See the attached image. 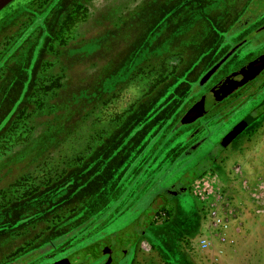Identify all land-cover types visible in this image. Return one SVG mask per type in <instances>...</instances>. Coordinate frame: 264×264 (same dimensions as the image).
<instances>
[{
  "label": "rangeland",
  "instance_id": "374dc122",
  "mask_svg": "<svg viewBox=\"0 0 264 264\" xmlns=\"http://www.w3.org/2000/svg\"><path fill=\"white\" fill-rule=\"evenodd\" d=\"M152 1L62 0V8L70 13L62 25L58 22L63 9L56 11L55 8L58 13L55 18V12L47 10L50 6H42L40 2L28 5V0H14L0 12V191L18 180L21 183L13 189L19 193L36 181L44 183L54 167L63 160L68 162L94 138L103 140L104 147L117 145L125 149L124 129L114 127L138 100L148 98L152 104L165 107H170L174 101L177 102L174 105L181 103L179 107L185 109L179 113L180 124L197 116V109H189L192 105L187 102L204 90L194 81L198 73L181 71L170 77L169 71L179 58L167 60L166 54L150 56L146 50L148 33L135 41L136 24H151L156 20L150 10ZM179 1L171 0V7ZM19 5L26 7L21 9V14L7 17ZM199 6L200 2L184 5L171 19L187 18L188 13L191 17ZM226 8L235 12L236 17L243 12L240 9L238 13L231 1ZM43 20L47 21L46 25L41 24ZM192 20V24H197L196 18ZM262 25L264 11L241 33L242 37H250L251 42L221 66L207 87L222 73L258 53L264 33L257 30ZM211 58L203 57L204 63ZM162 60L165 61L159 68ZM253 88L254 94L243 99V111L264 99V75ZM232 109L224 106L210 112L200 118V123L204 124L200 133L184 126L185 132L179 136L183 139L190 132L206 138L190 157L193 161L205 157L200 169L203 164L210 165L190 184L189 190L169 199L176 205L174 223L180 230L187 229L200 216L201 234L188 245L196 264L198 257L200 264H264V112L246 132L237 135L231 148L220 153L213 144L241 112L237 110L233 115ZM41 135L43 137L38 139ZM208 151L212 152L207 158ZM116 154L122 156L119 152ZM216 154L219 156L211 165L210 157ZM115 161L117 163L110 159L109 164L120 165L123 159L115 157ZM104 163L103 160L99 163L97 178L84 184L85 189L93 188L96 192L81 191L72 197L66 194L58 198L56 202H61V207L45 211L43 220L31 224L35 227L30 232V247L26 254L19 253L9 264H51L85 247L91 240L122 230L141 216L157 192L175 181L116 180L118 172L111 176L104 174ZM62 179L45 183L47 186L41 188L42 198L50 200L58 196V190L69 182ZM199 180L206 182L204 200L195 194ZM211 212L226 220L223 239L215 235ZM169 214L171 210L165 209L154 224L161 226ZM143 235L145 233L133 242V251L140 257L153 252V240ZM33 236L36 238L31 239ZM201 237L207 238V248L198 247L197 240ZM23 241L21 237L15 245ZM15 249L13 245L2 247L0 256H7V252L12 254ZM128 258H124V262ZM90 259L79 264H98L96 260L89 262ZM111 262L109 257L106 264ZM124 262L122 264H129V261Z\"/></svg>",
  "mask_w": 264,
  "mask_h": 264
},
{
  "label": "trees",
  "instance_id": "16d2710c",
  "mask_svg": "<svg viewBox=\"0 0 264 264\" xmlns=\"http://www.w3.org/2000/svg\"><path fill=\"white\" fill-rule=\"evenodd\" d=\"M230 1L232 5L237 7L238 12L240 9L243 12L246 11V7L249 10L254 9L255 12L260 9L264 11V0H257L256 3V0H246V4L242 6H239L240 0H188V4L200 2V9L194 10L195 12L191 17L188 13L187 21L190 24H173L172 33L179 34L187 30L194 32L196 27L200 25V32L204 34H222L219 42L222 44L221 47L224 46V43H227V39L223 34L229 32L231 25L228 24V21L232 11L226 8ZM217 15L222 16L220 24H191L194 23L193 18H196L195 22H209L217 20ZM214 40L215 37H212L209 41H205V45L201 48L203 57H218L220 55V53H215V51H208V45ZM192 51L195 52L196 48ZM178 72H181V70L169 72L171 73L170 77L176 76ZM37 101L39 100L37 99ZM174 103L177 102L174 101L170 107H165L158 103H154V105L148 98H145L131 105L125 112L124 117L114 127L116 129L122 126L124 129L123 138L125 143L127 142L125 149L121 150L117 145L111 148L104 147L102 145L103 140L94 138L90 143L86 144L87 146L83 150L80 152L76 151L68 162L63 160L58 164V167H54L53 171L45 178L46 181L44 183L36 181L32 185L25 186L27 190L23 193L13 189L21 183L20 180L14 185L2 189L0 191V249L11 245L15 246L16 249L12 254L7 252V256L2 254L0 256V264H9L19 253L27 252L31 244L29 243L30 232L35 227L33 226L34 224H31L43 220L45 211L52 212L55 208L61 207V202H56L58 198L66 194H71L72 197L81 191L87 194L96 192L93 188L85 189L84 184H89L94 181L91 179L97 178L99 174L97 168H99V163L102 160L105 162L103 164L104 174L111 176L118 172L116 180H143L146 183L149 180H175L172 184L166 186L162 192H157L153 196V200L157 195L165 194L166 188L177 189L178 187H186L189 190L190 184L205 173L210 165L205 166L203 164L200 169L202 161L200 163H197L198 160L193 161L192 157H190L192 154L185 152L187 142L185 138H179L185 132L182 129L184 125H180L178 121L179 113L185 108L179 107L181 106L180 102L179 105H174ZM163 108H166V110ZM125 122H128L126 123L127 128H125L126 125L124 126ZM42 135L38 139L43 137ZM116 151L123 158L117 155ZM115 157L123 159V162L120 165L116 164ZM110 159L116 163L109 164ZM212 161L209 160L210 164ZM61 179L69 180V182L58 190V196L55 195L50 200L42 198V186H47L52 180ZM82 180L85 181L80 183L81 185L78 184ZM166 199L168 201L167 197ZM52 203L55 206L49 207V204ZM157 215L159 214L157 213ZM170 217L171 214L159 227L154 226V220L145 230L137 227L135 228L136 233H133V235L130 232L125 236L118 237L114 235L116 232H111L104 234L99 239L91 240L90 245L101 240H106V244L100 248V254L97 257L89 258V262L96 260L98 264H106L109 257H111L112 262L110 264H122L124 258L131 253L134 240L145 233L144 237L148 236V238L151 237V240H153V252L148 256L141 254V257L139 256L134 264H196L191 257L188 245L196 240L201 232L199 231L197 235L180 234L169 224L172 221ZM159 218H161V215L156 217V221H159ZM150 227L152 228L151 230L149 229ZM149 233L151 236H149ZM36 236L31 237V239L36 238ZM21 237L24 238V241L19 245H15L16 240ZM114 240H120V242L115 244L113 243ZM49 244H52V242H49ZM89 244H86L85 247Z\"/></svg>",
  "mask_w": 264,
  "mask_h": 264
},
{
  "label": "flooded vegetation",
  "instance_id": "af4514ba",
  "mask_svg": "<svg viewBox=\"0 0 264 264\" xmlns=\"http://www.w3.org/2000/svg\"><path fill=\"white\" fill-rule=\"evenodd\" d=\"M34 2H37V3L40 2V3H42L41 5L45 6V7L49 5L50 7L47 10H48V12L49 11L55 12V18H57V15H56L57 9H59V8L63 9L62 12H60L61 13L60 18L62 16V19H60L61 21L58 22V24H60V25L65 23L64 19L70 14L69 12H65L67 8H62V4H61L62 0H53V1L52 0H28L27 3L29 5V4L34 3ZM52 2H54L55 5ZM172 2H171V0H153L152 1V3L150 4V6H151L150 10L152 12V16L155 15L156 20H154V21L152 20L151 24H136V27H135L136 28V33H135L136 39H135V41L138 39L140 41L143 37L141 35L148 33L149 37H147V38L149 40V44H148V48L146 50H148L149 53H151L150 56L158 57V54H159V56L166 54L165 58L166 59L168 58L167 60H169L171 58H177V59L179 58L178 63L175 64V66L173 68L171 67L169 72L174 71V70H181V71H186V73H189V72H197L198 73V75H196V77H195L196 79L194 81L198 83L199 88L201 87L204 90L201 94H199L198 97L193 98L191 100V102L190 101L187 102L188 104H191L195 109H197V116H195L193 118V121H191V122H189V121L182 122L181 124H187L184 126H188L189 129L193 128V130H195L197 133H200V127L204 128V124L200 123V118L207 116L208 115L207 112H209L211 110L219 109V108L224 107V106H229V107H231V109L234 106V109L231 110L233 115L236 113L237 110H241V112L239 113V118H236L235 122L232 125H230L229 129L222 134L219 141L213 145V148L215 150L220 149L219 151L221 153L223 151H226V149L231 148L233 143L238 138V136L241 135L242 133L246 132V130H248V128H250L251 125L264 112V99L262 101H260L253 108H250L249 110L243 111L244 109H242L243 105L245 104L243 102V99L246 98V95H249L250 93H254V91L251 92V90H254L253 86H255L257 80L264 75V68L262 69V71L259 73L258 76H256L252 80L246 82L244 85H242L240 88H238L233 93L228 95L226 98L222 99L219 103L214 105L209 111H204V110L200 109L199 107H195V104L197 101H199L200 97L204 93L209 91L213 86L217 85L222 79H224L225 77H227L228 75H230L234 72L239 71L240 69L244 68L246 65H248L249 63L258 59L259 57L264 56V40H263L261 43L259 42L258 53L254 54L253 56H251V58L242 62L236 68H233L229 72L222 73L217 79H215L213 81L211 86L207 87V85L210 83L213 76L219 71L221 66L231 56H233L236 52H238L240 50V48H243L245 45H247L248 43L251 42L250 37H247V38L240 37L237 32L239 30V27L243 26L244 24H250L253 21L251 18L253 16H256V15H253L254 13H251L250 11L246 10L244 12H241V14H240L241 16L236 17V15L234 14L235 12L232 11V15L230 16L229 21H228V24H231L230 30L228 33L223 34V36L226 37V39H227V43H224V46H222L224 48H222L221 47L222 44L219 42V38L221 37L222 34H213V35L212 34H204V33L200 34V25L198 27H196V31H194V32L187 30V31L179 33V34H173L172 33V25L173 24H190V23L187 21L186 17H182L180 20H176V21L171 19V16L173 14H175L184 5L188 4V0H181L177 3H174V5L171 7ZM51 4H53V5L51 6ZM53 6H54V9H51ZM25 8L26 7H24V6L21 7L20 5L17 8H13L7 17H12V16L16 17V16L21 14V11H22L21 9H25ZM55 8H56V11H55ZM158 10L161 14L164 13V15L163 16H160L161 14L157 15ZM122 12H125V8L122 10ZM257 13L258 12H256V14ZM39 14H41V12ZM42 16L44 17V15H42ZM7 17L4 19H7ZM221 18H222V16L220 17L219 15H217V20L209 21L208 23L220 24ZM2 19L3 18H1V20ZM200 23H203V22L197 21V24H200ZM41 24L46 25L47 21L43 20ZM145 25H146V27H145ZM257 32L264 33V29L261 28ZM140 37H141V39H140ZM212 37H215V40H214V42H212L208 45L209 46L208 51L209 52L215 51V53H220V55L215 59H214V57L211 56L212 58L208 59L204 63L203 54H201V48L205 45V41H209ZM240 43H242L241 46H239V48L223 64H221V66L217 69V71L209 78V80L204 85L200 86L199 85L200 79L215 64H217L219 62V60L222 57H224L234 46H236ZM194 48H196L195 52L192 51ZM165 60H162L163 62L159 61V63H160V64H158L159 68L161 67V65H163ZM189 99L190 98H187V100H189ZM226 119L228 120V117ZM244 119H248L247 127L238 136L233 138L230 142H228L227 144L224 143V137L226 136V134L229 133L238 123H240ZM220 121L221 122L224 121V118L223 117L220 118ZM205 139L206 138H204V137L200 138V137L194 136L190 132H187L185 135V140L187 142L185 152L193 154V152L196 150V149L194 150L193 147L196 145H197V147H199L200 143H203L205 141ZM189 142H191V143L188 144ZM210 155H211V153L208 154V156H210ZM208 156H207V158H208ZM217 156L218 155L216 154L215 156L210 157V160L216 159ZM197 163H200V160H198ZM180 188H186V187H178L177 189L179 190ZM177 189L173 188V189H171V191H176Z\"/></svg>",
  "mask_w": 264,
  "mask_h": 264
},
{
  "label": "water",
  "instance_id": "95a60500",
  "mask_svg": "<svg viewBox=\"0 0 264 264\" xmlns=\"http://www.w3.org/2000/svg\"><path fill=\"white\" fill-rule=\"evenodd\" d=\"M14 0H0V12ZM264 29V26L262 27ZM242 43L234 46L224 57H222L217 64H215L201 79L199 85H204L209 78L217 71V69L223 64L238 48ZM264 68V56L259 57L253 62L246 65L244 68L237 72H234L224 79H222L217 85L213 86L209 91L204 93L199 101L196 102L195 107H199L204 111H209L214 105L219 103L222 99L233 93L235 90L240 88L246 82L252 80ZM248 125V119L242 120L238 123L225 137L224 143L230 142L238 134H240ZM201 130V128H200ZM197 147L194 146L195 149ZM179 190H187V188H180ZM169 193L176 194L177 191H170ZM167 199L164 195H157L154 200L150 203L147 209L141 214V216L135 219L133 222L128 224L122 230L116 232L115 236H125L132 232L135 228L140 227L146 229L154 220L157 213L165 207ZM106 244V240H101L90 246L83 247L69 256L53 262L51 264H79L88 258L97 257L100 254V248Z\"/></svg>",
  "mask_w": 264,
  "mask_h": 264
},
{
  "label": "crops",
  "instance_id": "0c3cea01",
  "mask_svg": "<svg viewBox=\"0 0 264 264\" xmlns=\"http://www.w3.org/2000/svg\"><path fill=\"white\" fill-rule=\"evenodd\" d=\"M239 6H242L243 4H246V0H240V2H239ZM246 10L247 11H250L251 13H255V11H254V9H251V10H249L248 9V7H246ZM261 10V9H260ZM263 10H261V11H256V12H258L257 14H256V16H259L260 14H261V12H262ZM255 16V17H256ZM254 16L251 18L252 20H254V18H255ZM248 25H250V24H244L243 26H241V27H239V30H238V35L240 36V37H242L241 36V33L244 31V28L245 27H247ZM264 25H262L259 29H261L262 27H263ZM258 29V30H259ZM257 30V31H258ZM252 91H254V90H252ZM251 91V92H252ZM255 92V91H254ZM254 93H251V95H253ZM246 96H248V95H246ZM190 108H194L193 106L192 107H189V109ZM215 110H217V109H215ZM212 111H214V110H211V111H209V112H207V114H209L210 112H212ZM258 120V119H257ZM256 120V121H257ZM193 121V120H192ZM255 121V122H256ZM189 122H191V121H189ZM254 122V123H255ZM253 123V124H254ZM252 124V125H253ZM251 125V126H252ZM228 134V133H227ZM226 134V135H227ZM200 144H202V143H200ZM214 145V144H213ZM196 148H198V147H196ZM195 148V149H196ZM194 149V150H195ZM212 151H208L207 153H206V155L205 156H208V154H210ZM220 154V153H219ZM219 154H217L218 156H219ZM217 156V157H218ZM217 157H216V159H217ZM205 157H200V158H198L197 160H202V159H204ZM216 159H212L213 161H212V163H211V165H213L214 164V162H216ZM171 191V189H167L166 190V192H165V194H163L164 196H166L167 198H168V201H167V203H166V205H165V207H163L159 212H158V214L159 215H157V216H160V215H162L163 214V212L165 211V209H170L171 210V222L169 223V224H171L175 229H176V231L177 232H179L180 234H185V235H197L198 234V232L200 231L201 232V219H200V216L198 217V219H197V222H195L194 224H192L191 226H189L187 229H184V230H180L179 229V226L176 224V223H174V208L176 207V205H173L174 204V202L173 201H170L169 202V199H170V197H173V196H176L178 193H182V192H185L186 190H176L177 191V193L176 194H172V193H169ZM169 195V196H168ZM157 216H155V218H154V221H153V223L156 221V217ZM154 226H156L155 224H154ZM150 230L152 229L151 227L149 228ZM111 233V232H110ZM143 236H145V235H143ZM142 236V237H143ZM88 246H90V244L88 245ZM134 250V248L132 249V251H131V253L128 255L129 256V258L126 260V262H124V260L122 261V262H124V263H128V261H129V264H134L135 263V261L138 259V257H139V253L136 251V252H134L133 251ZM200 251V250H199ZM198 253H200V252H198ZM109 254V253H108ZM197 261H198V264H200V258L198 257L197 258Z\"/></svg>",
  "mask_w": 264,
  "mask_h": 264
},
{
  "label": "built area",
  "instance_id": "2783aa9c",
  "mask_svg": "<svg viewBox=\"0 0 264 264\" xmlns=\"http://www.w3.org/2000/svg\"><path fill=\"white\" fill-rule=\"evenodd\" d=\"M199 181L200 182H198L195 185L196 189L198 190V191L195 192V194L197 196H199L200 200H204L205 199V194L204 193L206 191V182H204L203 180H199ZM210 217H211V226L215 230V235H217L220 239H223L222 232L226 228V220H225V218L222 217L221 215L216 214L215 212H211L210 213ZM197 245L200 248H207L208 245H209L207 238L206 237L205 238L204 237L199 238L197 240ZM192 248H195L194 245L192 246Z\"/></svg>",
  "mask_w": 264,
  "mask_h": 264
}]
</instances>
